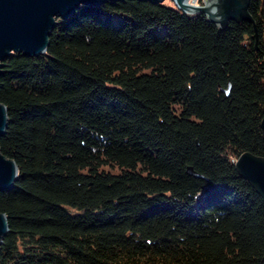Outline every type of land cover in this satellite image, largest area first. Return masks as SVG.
Here are the masks:
<instances>
[{
  "label": "trees",
  "instance_id": "trees-1",
  "mask_svg": "<svg viewBox=\"0 0 264 264\" xmlns=\"http://www.w3.org/2000/svg\"><path fill=\"white\" fill-rule=\"evenodd\" d=\"M249 12L257 34L164 1L81 5L2 61L0 264H264V200L235 165L264 156V0Z\"/></svg>",
  "mask_w": 264,
  "mask_h": 264
},
{
  "label": "water",
  "instance_id": "water-1",
  "mask_svg": "<svg viewBox=\"0 0 264 264\" xmlns=\"http://www.w3.org/2000/svg\"><path fill=\"white\" fill-rule=\"evenodd\" d=\"M103 1L118 0H0V73L2 61L15 52L26 56L43 53L57 18L68 17L81 5H95ZM162 2L164 0H151ZM183 11L205 13L210 20L224 26L229 20L253 23L249 12L250 0H205V4L174 0ZM8 124L7 107L0 103V136ZM264 130V117L261 122ZM238 173L260 194L264 200V156L246 151L235 161ZM18 167L13 159L0 150V190H9L17 179ZM9 229L5 213L0 212V245Z\"/></svg>",
  "mask_w": 264,
  "mask_h": 264
},
{
  "label": "rangeland",
  "instance_id": "rangeland-1",
  "mask_svg": "<svg viewBox=\"0 0 264 264\" xmlns=\"http://www.w3.org/2000/svg\"><path fill=\"white\" fill-rule=\"evenodd\" d=\"M191 2H194L196 4H205V0H203V2L201 3L200 0H190ZM164 3L170 6H175V7H179L177 5V3L174 0H164Z\"/></svg>",
  "mask_w": 264,
  "mask_h": 264
},
{
  "label": "bare ground",
  "instance_id": "bare-ground-1",
  "mask_svg": "<svg viewBox=\"0 0 264 264\" xmlns=\"http://www.w3.org/2000/svg\"><path fill=\"white\" fill-rule=\"evenodd\" d=\"M186 2H187V3H191V4H192V2H191L190 0H186Z\"/></svg>",
  "mask_w": 264,
  "mask_h": 264
}]
</instances>
